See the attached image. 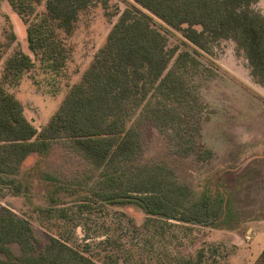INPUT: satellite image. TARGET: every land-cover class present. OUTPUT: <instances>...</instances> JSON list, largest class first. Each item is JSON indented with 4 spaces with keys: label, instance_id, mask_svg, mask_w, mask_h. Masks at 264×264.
Listing matches in <instances>:
<instances>
[{
    "label": "trees",
    "instance_id": "16d2710c",
    "mask_svg": "<svg viewBox=\"0 0 264 264\" xmlns=\"http://www.w3.org/2000/svg\"><path fill=\"white\" fill-rule=\"evenodd\" d=\"M7 1L27 24L29 50L53 72L63 68L69 58L65 38L75 32L80 13L97 3L106 7L108 2ZM43 1L44 9L39 11ZM132 1L136 6L120 14L80 81L72 85L41 130L25 117L22 104L5 87L28 72L33 60L17 51L4 61L0 183L13 185L19 194L22 183L17 176L25 159L32 154L45 155L55 141H67L98 176L93 201L134 205L149 222L216 227L226 216L230 200L220 193L212 197L208 191L194 192L165 165L137 162L143 146L137 120L171 132L185 155L197 149L204 111L197 78L211 77V73L196 55L208 53L212 41L235 42L245 54L251 76L264 89V15L255 8L259 0ZM153 17L182 31L188 48L169 50L166 36L152 23ZM211 155L205 151L200 157L205 160ZM50 201L55 203L56 198L51 196ZM41 210L51 217L56 208ZM58 212L66 217L64 210ZM203 255L199 251L196 260L189 258L184 264H202ZM0 264L98 263L55 236L39 247L31 223L2 207ZM255 264H264V248Z\"/></svg>",
    "mask_w": 264,
    "mask_h": 264
},
{
    "label": "rangeland",
    "instance_id": "374dc122",
    "mask_svg": "<svg viewBox=\"0 0 264 264\" xmlns=\"http://www.w3.org/2000/svg\"><path fill=\"white\" fill-rule=\"evenodd\" d=\"M44 5L43 1L39 11ZM134 6L132 0H108L106 7L97 3L81 12L75 32L65 38L69 58L53 72L29 50L27 24L7 0H0V82L10 55L21 51L31 57L34 66L5 87L38 130L80 81L120 14ZM152 23L166 36L169 50L188 48L182 31L154 17ZM196 57L211 73V77L197 78L204 105L197 149L185 155L171 132L137 120L143 143L137 162L171 168L177 180L194 192L208 191L212 197L224 194L230 204L216 227L149 222L134 205L93 201L97 174L62 140L53 142L45 155L25 159L17 176L22 183L19 194L13 185L0 183V208L26 218L39 247L55 236L98 264H184L189 258L196 260L199 251L204 254L202 264H255L264 248V89L251 76L244 52L232 40L212 41L209 52ZM205 151L212 155L202 160ZM87 203L89 207L81 205ZM45 207L56 208L51 217L42 212Z\"/></svg>",
    "mask_w": 264,
    "mask_h": 264
},
{
    "label": "crops",
    "instance_id": "0c3cea01",
    "mask_svg": "<svg viewBox=\"0 0 264 264\" xmlns=\"http://www.w3.org/2000/svg\"><path fill=\"white\" fill-rule=\"evenodd\" d=\"M255 8L258 9L260 8L261 9V13L264 15V0H259L256 5H255ZM263 248H261L262 250ZM257 259V256L255 257V260ZM254 260V261H255ZM254 263V262H253Z\"/></svg>",
    "mask_w": 264,
    "mask_h": 264
}]
</instances>
